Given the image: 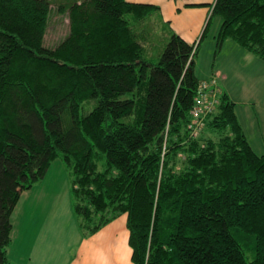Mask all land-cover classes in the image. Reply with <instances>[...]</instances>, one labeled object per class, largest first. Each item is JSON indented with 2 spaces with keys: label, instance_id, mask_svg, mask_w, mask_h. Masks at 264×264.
I'll use <instances>...</instances> for the list:
<instances>
[{
  "label": "trees",
  "instance_id": "trees-1",
  "mask_svg": "<svg viewBox=\"0 0 264 264\" xmlns=\"http://www.w3.org/2000/svg\"><path fill=\"white\" fill-rule=\"evenodd\" d=\"M185 5L209 8L197 41L156 5L78 0L47 47L50 1L0 0V264L21 193L58 161L81 237L126 215L132 264H264V140L257 154L216 78L191 124L212 19L215 53L228 39L264 63V0Z\"/></svg>",
  "mask_w": 264,
  "mask_h": 264
},
{
  "label": "rangeland",
  "instance_id": "rangeland-1",
  "mask_svg": "<svg viewBox=\"0 0 264 264\" xmlns=\"http://www.w3.org/2000/svg\"><path fill=\"white\" fill-rule=\"evenodd\" d=\"M49 1L51 16L44 35V45L52 47L68 32L67 14L66 12H59L57 10L58 6L66 7L78 0ZM218 21L217 18L212 19L209 25L208 38H205L194 58V75L196 78H206L214 72L215 77H210L206 82L208 93L213 88L215 78L219 84V75H216L215 70L221 60L213 59L211 55L213 51L208 48V41L211 34H215ZM145 23L150 28L148 22ZM165 31V36H167V29ZM166 42L167 39L163 40L161 49ZM154 44L157 46V43ZM154 44H152V47ZM207 52L210 53L209 57L205 54ZM262 74L260 77L247 80L246 83L241 81L246 90L240 87V79L233 81L234 90L237 92L235 98L237 100L235 101L237 112L238 114L246 113L244 115L250 119L249 122L243 121L250 145L252 142L256 144L257 140H261V138L264 139V73ZM202 80L206 79H201V82ZM258 123L260 125L259 129ZM255 148L254 145L253 150ZM60 163V161L54 162L43 181L21 193L20 199L11 214V241L8 248H6L9 264H66L68 259L74 255L80 234L77 231L73 235L72 229L78 230V223L72 211H70L71 216L68 212L67 215L61 210L63 204H66L70 210L71 206L67 200V190H65V185L68 182L65 178V168ZM70 177L69 175V180ZM40 226L45 228L41 234H37ZM68 226H70V232L65 229ZM53 232L55 234H52ZM33 244L36 245V248L31 252Z\"/></svg>",
  "mask_w": 264,
  "mask_h": 264
},
{
  "label": "crops",
  "instance_id": "crops-1",
  "mask_svg": "<svg viewBox=\"0 0 264 264\" xmlns=\"http://www.w3.org/2000/svg\"><path fill=\"white\" fill-rule=\"evenodd\" d=\"M127 1L150 3L158 6V12L163 20L169 22L170 28L188 42L196 41L201 36V33L205 28V20L207 19L209 8L207 6L201 5L198 7H186L185 4L188 5L210 2V0ZM219 22L220 21H218V28L220 24ZM216 32L215 34H211V37L208 41V48L212 50L213 53H215L214 38ZM206 37L208 38L207 34L204 36L203 41ZM205 54L208 57L210 55L208 52ZM211 55L213 56V54ZM213 58L216 60H221L220 64L215 70V73L216 75H219L220 87L225 91L228 98L234 102L236 116L241 123L243 131L245 132L243 121L249 122L250 119L244 115L246 113L238 114L237 112V107L235 105V101H237L235 100L237 92L234 90L235 86L233 81L240 79V87H243L244 90H246L245 85H243L241 81L246 83L247 80H252L263 75L262 73H264V63L251 53H248L243 48L238 46L235 42L228 39L221 44L220 49ZM210 75H214V72ZM259 128L260 125L258 123V129ZM245 135L247 137V132H245ZM263 140L264 139L261 138V140H257L256 144L254 142L251 143L253 147L254 145L256 147L255 152L261 153L263 150ZM61 210H63V212H65L67 215L68 213L71 215V210L66 204L62 205ZM69 227L70 226L65 228L68 232H70ZM44 228V226L38 227L37 234H41ZM72 231L74 235L79 230L72 229ZM52 234L55 233L53 232ZM128 237L129 232L126 227V215L123 214L109 222L107 225L101 227L97 232L86 239L80 235L76 243L74 255L68 259L66 264H132L131 249L128 245ZM33 245L34 246H32L31 252L36 248V245Z\"/></svg>",
  "mask_w": 264,
  "mask_h": 264
},
{
  "label": "built area",
  "instance_id": "built-area-1",
  "mask_svg": "<svg viewBox=\"0 0 264 264\" xmlns=\"http://www.w3.org/2000/svg\"><path fill=\"white\" fill-rule=\"evenodd\" d=\"M206 84L204 82H201L199 84V95L196 97V104L194 106L193 111L191 112L193 117V122L191 123L193 127H195V130H197L199 127H202V123L200 121V117L202 114L209 112L211 107H214V104L216 102L214 95L213 98L208 97V91H206ZM210 98V100L208 99Z\"/></svg>",
  "mask_w": 264,
  "mask_h": 264
},
{
  "label": "water",
  "instance_id": "water-1",
  "mask_svg": "<svg viewBox=\"0 0 264 264\" xmlns=\"http://www.w3.org/2000/svg\"><path fill=\"white\" fill-rule=\"evenodd\" d=\"M188 72L191 73V69H188Z\"/></svg>",
  "mask_w": 264,
  "mask_h": 264
}]
</instances>
